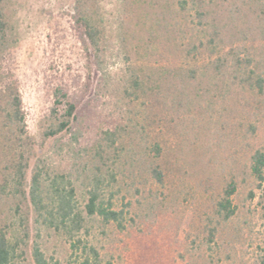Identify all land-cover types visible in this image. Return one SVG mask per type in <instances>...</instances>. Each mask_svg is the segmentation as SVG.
Returning <instances> with one entry per match:
<instances>
[{
	"label": "trees",
	"instance_id": "obj_1",
	"mask_svg": "<svg viewBox=\"0 0 264 264\" xmlns=\"http://www.w3.org/2000/svg\"><path fill=\"white\" fill-rule=\"evenodd\" d=\"M10 6L0 0V264H52L46 232L71 242L73 264H117L83 233L132 235L138 221L152 245L133 264H173L163 247L183 227L191 264H264V0H119L115 42L101 1L73 0L83 72L47 78L39 141Z\"/></svg>",
	"mask_w": 264,
	"mask_h": 264
},
{
	"label": "rangeland",
	"instance_id": "obj_2",
	"mask_svg": "<svg viewBox=\"0 0 264 264\" xmlns=\"http://www.w3.org/2000/svg\"><path fill=\"white\" fill-rule=\"evenodd\" d=\"M100 1L108 24V36L115 42L119 0ZM72 6L73 0H11L8 12L14 18L21 40V79L27 124L29 134L35 141L40 140L39 124L49 106L47 78L55 80L54 76L58 77L64 72H83L80 48L70 27ZM186 215L188 211L184 208L180 216L184 219ZM135 227L130 235L129 231L122 233L112 226L102 227L100 223H92L90 233H83V239L87 244L96 246L103 256H114L117 264H133L137 257L145 253L143 246L152 245L150 236L145 238L144 233L139 231L145 230V225L138 221ZM152 230L157 235L168 232L165 228L162 231L158 223L152 226ZM183 230L180 236L175 237L177 243L170 248L168 245L163 247L162 258H169L173 264H191L190 256L200 254L197 245L192 243L194 234L185 239ZM42 245L46 255L53 258L52 264L74 263L75 257H71L73 247L67 238L46 232ZM78 252L82 253V250ZM150 255L148 253V257ZM146 261L153 263L152 259Z\"/></svg>",
	"mask_w": 264,
	"mask_h": 264
}]
</instances>
